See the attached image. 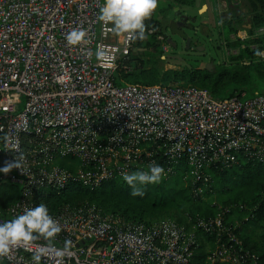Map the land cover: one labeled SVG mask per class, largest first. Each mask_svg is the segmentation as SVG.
<instances>
[{
  "label": "built area",
  "instance_id": "2783aa9c",
  "mask_svg": "<svg viewBox=\"0 0 264 264\" xmlns=\"http://www.w3.org/2000/svg\"><path fill=\"white\" fill-rule=\"evenodd\" d=\"M104 2L0 0V168L20 153L25 157L24 174L0 172V188L9 183L21 191L0 207V223L38 206L46 190L73 184L96 189L153 162L168 175L182 165L193 184L202 182L194 187L198 193L208 187L212 167L264 162V92L219 98L179 82L119 83V72L131 70L124 63L136 41L97 20ZM221 2L227 7L232 0ZM73 28L87 30L89 43L69 45ZM98 50L104 52L100 59ZM5 134L19 151L5 147ZM226 211L189 221L191 232L172 218L126 221L90 202L66 205L52 216L64 228L57 246L73 242L64 264H259ZM34 251L14 249L0 264H34ZM41 264H55V257Z\"/></svg>",
  "mask_w": 264,
  "mask_h": 264
},
{
  "label": "trees",
  "instance_id": "16d2710c",
  "mask_svg": "<svg viewBox=\"0 0 264 264\" xmlns=\"http://www.w3.org/2000/svg\"><path fill=\"white\" fill-rule=\"evenodd\" d=\"M244 4L246 12H242L239 6H232V16L224 21L221 28V34L228 46L236 50L228 61L216 64L210 70L206 68L178 70L166 69L160 59L163 50L158 36L161 34L167 39L166 30L172 29V21L168 16L174 8L172 1H160L154 16L145 21L147 39L136 40L135 51L124 63L131 66V70L122 69L117 81L121 83L124 79L132 83L163 85L179 82L207 88L219 98L242 92L246 93L245 97L253 95L255 91L264 92V58L255 55L257 49L264 50V32H256L264 26V0H244ZM246 16L251 26L248 28V37L241 40L235 35ZM152 27L156 31L150 33L149 29ZM173 31L179 32L174 27ZM138 170L139 167H134L132 172ZM209 173L211 174L209 185L202 193L194 191V187L202 184L201 181L196 180L193 184L190 180L188 185H184L181 179V174L183 176L185 174L184 167L179 165L173 173L162 177L159 183L141 186L144 191L142 197L131 196L129 185L122 177H116L96 189L73 184L63 190H46L38 196V205L43 202L50 213L55 211L57 213L61 206L76 207L88 199L90 203L94 201L93 204L98 205L105 213L120 212L127 221L145 223H150L151 221L147 219L157 215L159 211L167 210L172 204L181 201L191 204L187 207L189 221H195L197 217L209 218L227 209L225 216H228L229 226L234 224L233 221H229V217H233L234 214L238 216L242 225L234 231L240 235L244 247L258 255L259 264H264V162L248 160L229 167L217 166L212 167ZM227 184L238 187L237 192L229 194L228 199L223 201L220 199V202L215 200L214 203L212 199L205 198L212 196L216 191L227 194L232 192L233 188ZM17 187L9 183L1 185V208L19 199L21 191L17 194ZM242 216L247 218L244 219ZM178 222H182L181 219H178ZM202 256L198 254L197 260H201Z\"/></svg>",
  "mask_w": 264,
  "mask_h": 264
},
{
  "label": "clouds",
  "instance_id": "9594fccd",
  "mask_svg": "<svg viewBox=\"0 0 264 264\" xmlns=\"http://www.w3.org/2000/svg\"><path fill=\"white\" fill-rule=\"evenodd\" d=\"M158 6L159 0H105L99 9L97 20L111 23L112 31L116 35L127 34L133 41H144L147 39L145 21L151 18ZM66 40L69 45H86L89 43V34L83 28H73L67 34ZM255 55L264 58V51L257 49ZM103 56L104 52H96L97 59ZM2 139L6 148L19 151L18 142L13 143L8 134ZM24 160L23 153H20L13 161L6 162L0 172L7 175L13 169H18L24 174ZM164 171L162 166L153 162L147 170L122 173V178L131 188V196L142 197L144 191L141 186L159 183ZM63 230L61 222L50 215L47 205L41 202L38 206L25 209L23 214L0 223V257L17 248L34 249V264H41L42 258L49 255L55 257V264H64L65 257L73 255V242L65 239L61 247L57 246V238ZM41 240L44 243H38Z\"/></svg>",
  "mask_w": 264,
  "mask_h": 264
},
{
  "label": "rangeland",
  "instance_id": "374dc122",
  "mask_svg": "<svg viewBox=\"0 0 264 264\" xmlns=\"http://www.w3.org/2000/svg\"><path fill=\"white\" fill-rule=\"evenodd\" d=\"M202 1L204 2L195 8L183 5L181 8L171 11L169 14L168 17L170 21H172V29L168 28L166 30L167 39L164 38V40L161 41L163 53L160 58L166 69L194 70L197 68H207L208 63H212L214 67L216 64H223L227 62L230 55L236 52L235 49H232L230 46H228L227 41L221 34V28L224 21L231 18L232 6L237 4L242 9V12H246L244 0H232V2L227 7H222L221 0ZM196 3H199V0H197ZM177 23L179 24L177 25ZM249 25L250 22L246 16L242 20V25L239 26V30L235 36L241 40H244L245 37H248ZM173 27L179 32L173 31ZM185 37L190 38L191 41H187ZM164 45L167 46V51H164ZM242 46L244 47V45ZM77 170L79 172L82 169H80L78 166ZM165 173L166 175H163L162 177L168 176V172L165 171ZM181 176V179L184 181V185H188L190 180L193 181V179H191L193 176L190 173H185L184 176L181 174ZM227 186L233 188V191L228 194L219 193V191H216L212 196H206L205 198L208 200L212 199L214 203H216L215 200L220 202L221 200L223 201L228 199L229 194L233 195L234 192H237L238 187L233 184H227ZM16 190V193L18 194L20 187L18 186ZM87 202L91 201L86 199L82 202V204ZM190 205V202L185 201H181L180 203L174 205L172 204L169 209L159 211L157 215L148 218L147 220L156 223L170 218L175 219L176 221L181 219L182 222H180V224L185 226L186 229L191 232L194 230V227L191 224H188L189 218L187 217V207ZM54 213H56V211L50 213L49 210L50 215ZM106 214H113L125 220L124 216H122L120 212H117V214ZM242 217H244V219L247 218V216ZM230 220L233 221L235 226H238V228L241 227L242 222L235 214L230 218Z\"/></svg>",
  "mask_w": 264,
  "mask_h": 264
},
{
  "label": "crops",
  "instance_id": "0c3cea01",
  "mask_svg": "<svg viewBox=\"0 0 264 264\" xmlns=\"http://www.w3.org/2000/svg\"><path fill=\"white\" fill-rule=\"evenodd\" d=\"M169 1H172V0H169ZM196 1L197 0H189V1L188 0H174V1H172V3L174 4L173 11L178 9V8H181V6H183V5L195 8L196 6H198V5L200 6V4H202V2H204L202 0H199V3H196ZM221 4H222V2H221Z\"/></svg>",
  "mask_w": 264,
  "mask_h": 264
},
{
  "label": "water",
  "instance_id": "95a60500",
  "mask_svg": "<svg viewBox=\"0 0 264 264\" xmlns=\"http://www.w3.org/2000/svg\"><path fill=\"white\" fill-rule=\"evenodd\" d=\"M212 68H213V64H212V63H208L206 69H209V70H210V69H212Z\"/></svg>",
  "mask_w": 264,
  "mask_h": 264
},
{
  "label": "flooded vegetation",
  "instance_id": "af4514ba",
  "mask_svg": "<svg viewBox=\"0 0 264 264\" xmlns=\"http://www.w3.org/2000/svg\"><path fill=\"white\" fill-rule=\"evenodd\" d=\"M179 23H177V25H178ZM185 39L187 40V41H191V39L190 38H188V37H185Z\"/></svg>",
  "mask_w": 264,
  "mask_h": 264
}]
</instances>
